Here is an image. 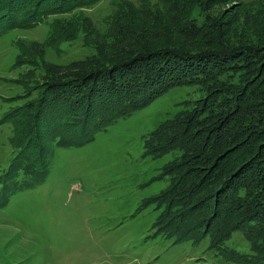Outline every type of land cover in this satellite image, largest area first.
<instances>
[{"label": "rangeland", "instance_id": "obj_1", "mask_svg": "<svg viewBox=\"0 0 264 264\" xmlns=\"http://www.w3.org/2000/svg\"><path fill=\"white\" fill-rule=\"evenodd\" d=\"M194 1L202 6L194 7L189 17L206 25L224 24L229 28L225 30L232 32L221 33L220 38L231 46L264 47V40L259 39L264 35L262 3ZM161 2L97 0L53 12L31 26L10 27L13 24L0 21V264H235L228 258L235 250L251 253L241 230L217 244L208 234L196 242L175 241L156 224L167 204L159 202L162 199L158 196L174 182L172 173L182 166L174 169L179 149L153 156L145 153L144 140L163 120L188 105L185 102L204 98L205 92L196 84L169 88L146 106L96 130L86 143L60 145L42 140L50 150L43 172L27 175L23 170H10L9 163L17 152L11 144V120L26 123L33 119L42 88L45 95L40 109L50 94L75 97L74 85L54 86L71 79L64 73L90 56L98 58L116 51L115 55L128 46L126 40L119 39L120 15L139 22L135 10L159 13L167 7ZM15 14L18 19L19 13ZM8 20L12 21L11 17ZM206 38L199 39L196 33L187 36V41L198 43ZM260 70L246 84L245 93L264 81V68ZM76 106L73 101L64 106L72 112L57 110L63 129L78 122L73 118L79 116L73 114ZM14 107L21 109L8 116L6 112ZM20 133L25 142L39 139L33 131ZM187 168L190 166H184L185 175ZM167 200L169 209L181 201L170 196Z\"/></svg>", "mask_w": 264, "mask_h": 264}, {"label": "trees", "instance_id": "obj_2", "mask_svg": "<svg viewBox=\"0 0 264 264\" xmlns=\"http://www.w3.org/2000/svg\"><path fill=\"white\" fill-rule=\"evenodd\" d=\"M95 1L0 0V21L13 24L10 27L31 26L53 12ZM248 2L264 5V0ZM161 3L167 7L159 13L135 10L139 22L120 15L119 39L126 40L128 46L115 55L116 51L98 58L90 56L64 73L71 79L54 86L74 85L75 97L50 94L44 109H40L45 95L42 88L33 119L26 123L11 120V144L17 152L9 163L10 170H23L27 175L43 172L50 150L42 140L47 138L60 145L86 143L96 130L146 106L169 88L196 84L205 92L204 98L185 102L188 105L163 120L144 140L147 154L180 152L174 159V169H182L172 173L174 182L158 196L162 199L159 202L165 200L167 204L156 224L175 241H195L208 234L217 244L241 230L251 253L235 250V255L231 253L228 258L235 264H264V81L245 93L246 84L261 66L264 68V47L239 43L231 46L222 40L221 33L232 30H225L229 28L218 21L206 25L190 18L192 9L202 6L194 0ZM196 33L199 39L208 38L198 43L187 41V36ZM259 39L264 40V35ZM73 101L77 105L73 114L79 115L73 118L78 122L63 129L57 121V110L72 112L64 106ZM15 109L6 114L10 116L21 108ZM28 130L39 138L36 142H25L21 137L20 132ZM185 165L190 166L188 173L200 170L199 175L183 174ZM168 196L181 201L169 209ZM245 219L247 223H242Z\"/></svg>", "mask_w": 264, "mask_h": 264}]
</instances>
